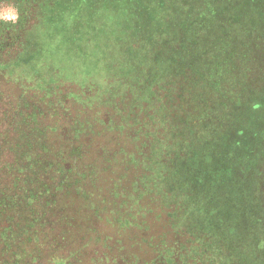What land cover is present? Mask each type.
<instances>
[{
    "label": "trees",
    "instance_id": "obj_1",
    "mask_svg": "<svg viewBox=\"0 0 264 264\" xmlns=\"http://www.w3.org/2000/svg\"><path fill=\"white\" fill-rule=\"evenodd\" d=\"M17 1L24 4L26 10L32 8L37 12L35 17L33 11L30 12L28 20L34 21L31 28L23 32L29 42L20 40L15 48L16 55L9 56L7 61H13V65L23 61L25 69L35 72L36 78L43 73L45 79H36L34 86L42 92L52 91L50 84L57 80L59 83L73 81L76 85L83 80L82 83L88 82L80 86L84 92H81L82 96L85 95L83 101L95 98L103 105L115 101L126 106L131 119L123 128L130 129L127 130L128 139L137 143L135 149L142 157L133 191L137 192L143 186L142 193L137 192L139 197H168L175 207L170 213L172 219L177 218L180 211L182 214L196 211L187 208V203L195 198L190 190L186 192L189 185L193 187V182L198 180L200 187H207L206 193L212 195L213 206L209 202L207 210L202 212L209 215L208 229L203 231L209 233L206 244L217 253V247H222L220 254L225 249L224 257L231 260L229 263L211 260L209 264H240L241 260L245 263V255L249 260L256 257L255 252L262 256L264 249L248 224L251 223L250 229L254 228L258 233L262 218L254 198L256 186L264 176L263 165L260 167L250 158L239 160L237 136L244 116V120L248 118L247 129L252 128V133L259 132L258 137H264V117L256 114L257 107L264 104L259 92L264 90V0H143L137 5L131 21H127L133 27L127 23L122 32H111L103 37L110 42L106 52L97 51L100 40L91 37L92 30L78 37L72 32L70 38L74 41L70 45L80 47L77 55L70 46V51L65 49V39L51 42V50L45 43L53 40L48 28L61 17L62 14L57 13L61 8L69 13L62 25H56L58 29L74 24L72 29L75 30L80 23L83 28L87 24L92 27L100 24L91 21V13L85 11L81 0ZM93 4L100 5L102 1ZM23 24L28 23L24 20ZM148 24L150 28L146 29ZM16 28L3 26L0 32L6 38L9 33L22 34V29L20 32ZM28 43L31 49L23 50ZM61 52L73 54L72 59L83 64L90 60L101 65L102 59L109 56L114 65L105 69L112 68V74L100 72L102 80L97 86L91 80L95 70L83 71L74 64L56 59ZM83 73L86 79L82 78ZM43 81L47 86L41 84ZM89 89L94 91L91 97L87 94ZM253 92L256 93L254 96ZM75 97L80 100L79 95ZM157 102L159 105L155 106ZM134 127L139 130L135 131ZM254 140L260 146H253L255 155L249 156L251 158L264 150V140ZM120 150L126 154L122 147ZM234 156L237 160H232ZM132 162L134 164L135 160ZM237 164L246 170L243 176L239 175ZM198 173L202 179L195 178ZM162 187H167L165 195ZM182 198L185 206H175ZM148 209L144 205L138 214L135 213L139 219L136 223L130 208L128 216L132 221L123 220L119 225L147 229V214L152 213ZM218 233L225 236L226 241H221L222 244ZM211 238L219 242H213ZM26 241L21 251L29 255L32 250L28 248L29 240ZM241 242L243 246L238 247ZM74 252L70 250L67 255ZM62 257L52 256L57 258L54 259L56 263L66 259Z\"/></svg>",
    "mask_w": 264,
    "mask_h": 264
},
{
    "label": "rangeland",
    "instance_id": "obj_2",
    "mask_svg": "<svg viewBox=\"0 0 264 264\" xmlns=\"http://www.w3.org/2000/svg\"><path fill=\"white\" fill-rule=\"evenodd\" d=\"M96 1L81 0L85 11L91 13V21L100 23L97 27L87 24L83 28L80 23L75 30L72 29L74 24L64 26V29L56 28L65 22L69 13L61 8L57 11L62 14L57 23L49 24L53 40L46 41V47L51 50V42L65 39V49L70 51V46L75 55L80 47L70 45L74 41L70 38L72 32L78 37L92 30L91 37L100 40L97 51L106 52L110 42L103 37L111 32H122L143 0H101L102 4L94 5ZM13 10L18 13L15 22L0 19V29L3 26L17 27L20 32L22 29V34L9 33L8 38L0 32V264H22L19 261L26 264H203L211 260L229 263L231 260L224 257L225 249L220 254L222 247H217V253L206 244L209 233L203 231L208 229L209 215L202 212L205 208L207 210L209 202L213 206V197L207 196V187H200L198 180L193 182V187L190 183L186 188V192L190 190L192 196L195 194L187 208L196 211L183 214L180 211L174 219L170 213L175 207L168 197H139L137 192L142 193L143 186L137 192L133 191V181L141 171L142 157L135 149L137 143L128 139L127 130L130 129L123 128L131 119L126 106L115 101L103 105L95 98L83 101L85 95L82 96L84 92L80 86L88 82L82 83V79L80 83L76 82L77 85L73 81L59 83L57 80L50 84L52 91L42 92L34 87L35 80L41 81L45 75L41 73L36 78L35 72L25 69L23 61H19L21 53L17 58L19 65L7 61L9 56L16 55L15 48L20 40L29 42L23 32L31 28L34 21L28 20L30 12L33 11L34 17L37 12L32 8L26 10L17 0H0V14ZM24 20L28 24H23ZM129 27L133 24L130 23ZM145 27L150 28L149 24ZM27 45L23 50L31 49L30 43ZM73 54L61 52L56 59L74 64L83 71L95 70L91 80L97 86L102 80L100 72L112 74V68L106 71L107 66L114 65L109 56L102 59L101 65H95L90 60L84 64L73 60ZM85 75L83 73V79H86ZM41 84L47 86L44 81ZM87 91L90 97L94 94L91 89ZM259 92L264 98V90ZM78 95L82 102L75 97ZM158 105L159 102L155 103ZM256 114L264 117V104L257 107ZM262 124L264 129V119ZM240 125L237 136L239 160L250 158L260 167L263 165L261 170H264V150L251 158L255 155L253 146L257 144L254 139L264 140V137H258L259 132L252 133V128L247 129L248 118L244 120V116ZM134 130L139 128L134 127ZM232 160H237V156ZM236 168L240 170L239 175L246 173L238 164ZM196 176L202 179L201 174ZM221 180L217 179L218 182ZM162 191L165 195L167 187H162ZM244 195L245 192L243 199ZM254 201L260 206L258 213L262 218L258 233H255L256 229H250L251 223L248 226L264 249V176L256 186ZM185 203L182 198L175 206L181 204L182 207ZM218 203L220 201L215 204L217 207ZM144 205L152 211L147 214V229L119 225L123 220L132 221L128 216L130 208L134 212L133 219L139 223L135 213L138 214ZM218 238L220 244L226 241L223 234L218 233ZM26 240H29L31 256L21 251ZM240 246L243 242L239 243ZM70 250L76 252L68 256ZM255 254L256 257L249 260L245 255V263L241 260L240 264H264V254ZM60 255L66 259L54 262L57 258L52 256ZM16 258L19 259L15 261Z\"/></svg>",
    "mask_w": 264,
    "mask_h": 264
},
{
    "label": "clouds",
    "instance_id": "obj_3",
    "mask_svg": "<svg viewBox=\"0 0 264 264\" xmlns=\"http://www.w3.org/2000/svg\"><path fill=\"white\" fill-rule=\"evenodd\" d=\"M0 19L11 20L15 22L18 19V13L13 10L11 12L0 14Z\"/></svg>",
    "mask_w": 264,
    "mask_h": 264
}]
</instances>
